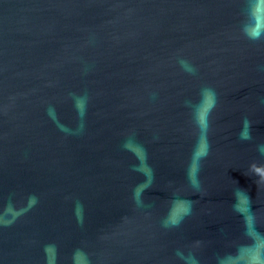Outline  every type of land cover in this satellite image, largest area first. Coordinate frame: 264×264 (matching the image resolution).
Here are the masks:
<instances>
[{
	"label": "water",
	"instance_id": "95a60500",
	"mask_svg": "<svg viewBox=\"0 0 264 264\" xmlns=\"http://www.w3.org/2000/svg\"><path fill=\"white\" fill-rule=\"evenodd\" d=\"M0 264H264V0H0Z\"/></svg>",
	"mask_w": 264,
	"mask_h": 264
}]
</instances>
